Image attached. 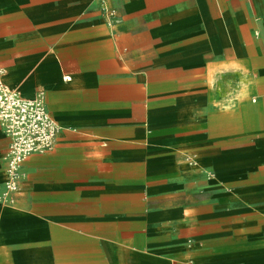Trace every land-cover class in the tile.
<instances>
[{
  "label": "crops",
  "instance_id": "1",
  "mask_svg": "<svg viewBox=\"0 0 264 264\" xmlns=\"http://www.w3.org/2000/svg\"><path fill=\"white\" fill-rule=\"evenodd\" d=\"M0 70L60 127L0 264H264V0H0Z\"/></svg>",
  "mask_w": 264,
  "mask_h": 264
},
{
  "label": "built area",
  "instance_id": "2",
  "mask_svg": "<svg viewBox=\"0 0 264 264\" xmlns=\"http://www.w3.org/2000/svg\"><path fill=\"white\" fill-rule=\"evenodd\" d=\"M102 12L108 21H113L114 10L103 6ZM0 128L9 140L0 204L11 207L23 179L22 165L32 155L52 151L60 127L49 117L42 91L32 99H24L5 85L0 70Z\"/></svg>",
  "mask_w": 264,
  "mask_h": 264
}]
</instances>
